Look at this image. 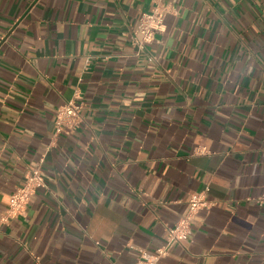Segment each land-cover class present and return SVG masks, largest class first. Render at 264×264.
<instances>
[{
    "label": "crops",
    "instance_id": "0c3cea01",
    "mask_svg": "<svg viewBox=\"0 0 264 264\" xmlns=\"http://www.w3.org/2000/svg\"><path fill=\"white\" fill-rule=\"evenodd\" d=\"M166 31L137 56L143 13ZM82 121L56 133L59 108ZM42 163V164H41ZM47 188L3 222L33 169ZM205 193L190 234L168 229ZM264 0H0V264H264Z\"/></svg>",
    "mask_w": 264,
    "mask_h": 264
},
{
    "label": "built area",
    "instance_id": "2783aa9c",
    "mask_svg": "<svg viewBox=\"0 0 264 264\" xmlns=\"http://www.w3.org/2000/svg\"><path fill=\"white\" fill-rule=\"evenodd\" d=\"M168 5L157 6L150 13H143L139 24L131 35V44L137 51V56L145 53L147 47L152 45L158 35L166 31V16L169 14ZM83 103L70 101L59 108L56 116L55 126L57 134L70 135L74 133L82 121ZM42 164V163H41ZM39 188H47L44 171L41 167L33 169L27 176L23 186L18 187L12 197L10 205L3 216V222L8 223L24 215L32 196ZM264 203V198L261 199ZM214 203L208 201L205 193L194 196L189 201V211L174 227L169 228V243L180 241L191 232L192 222L196 214L204 209L213 208ZM135 264H159L163 257L169 253V247L165 246L156 251L154 255H147L144 251H139Z\"/></svg>",
    "mask_w": 264,
    "mask_h": 264
}]
</instances>
